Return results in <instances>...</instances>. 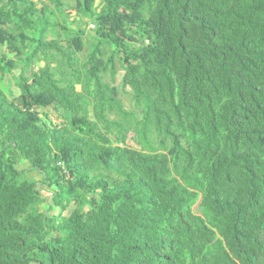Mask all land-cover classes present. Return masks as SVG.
I'll list each match as a JSON object with an SVG mask.
<instances>
[{"label":"trees","instance_id":"obj_1","mask_svg":"<svg viewBox=\"0 0 264 264\" xmlns=\"http://www.w3.org/2000/svg\"><path fill=\"white\" fill-rule=\"evenodd\" d=\"M6 1L0 264H264V0Z\"/></svg>","mask_w":264,"mask_h":264},{"label":"rangeland","instance_id":"obj_2","mask_svg":"<svg viewBox=\"0 0 264 264\" xmlns=\"http://www.w3.org/2000/svg\"><path fill=\"white\" fill-rule=\"evenodd\" d=\"M63 10H65L64 8H63ZM67 11L69 10V9H66ZM70 14L72 15V16H70ZM72 17V19L73 20H75L76 22V25L78 24H81V18H80V16H78L77 14H76V12H75V10H74V12L73 13H67V18H68V20H70V18ZM52 20H51V23L54 25V23L56 22V19H55V17H53L52 16ZM66 21L67 22V25H68V23L69 22H71V21H67L66 19H63V18H61L60 17V21ZM86 23H87V27H86V35L87 36H92L93 35V32H91V30L89 29V25H96L94 22H92V21H88V20H86L85 21ZM75 25V26H76ZM69 28L70 29H72V30H74L75 29V27L71 24L70 26H69ZM81 28L82 29H85V26H81ZM49 39H51V37L49 38ZM90 52V46L89 47H86V49H85V51L82 53V54H80V55H78L77 57L79 58V60H80V63H83L84 62V60H85V56L86 55H88V53ZM108 53H109V51H105L104 52V54L105 55H108ZM57 64L61 67V68H63L64 67V63H63V61L62 60H60V59H58V61H57ZM45 66V62H42V63H38L37 65H36V68H43ZM29 75H31V72L30 73H28V76ZM110 76H107L106 78H105V81L106 82H109V83H111V80H110V78H109ZM120 81H121V74L120 73H118V75L116 76V78H115V85H116V87L119 89V91H120V95H121V98H122V100H124V105H125V108H126V110L127 111H134V107H133V104H132V101H130V96H131V94H128V95H125L124 94V92H122L121 91V83H120ZM10 89L12 90V92H13V94H15L16 95V97L18 96V90H16L15 89V87H14V85H13V83H11V85H10ZM78 90H80V87H78ZM46 112H48V115L51 117V120L53 121V123H55L56 125H60V126H64L65 125V123L69 120V116L67 115V116H65L64 118H62V116H63V113L61 112V113H56V112H49V111H42V113H46ZM136 113L138 114V115H140V110H136ZM52 114V115H51ZM130 146H132V144L130 145ZM28 178L29 179H33V180H37V181H39V177L38 176H36L35 174H28ZM44 209V207H42V210Z\"/></svg>","mask_w":264,"mask_h":264},{"label":"crops","instance_id":"obj_3","mask_svg":"<svg viewBox=\"0 0 264 264\" xmlns=\"http://www.w3.org/2000/svg\"><path fill=\"white\" fill-rule=\"evenodd\" d=\"M31 2H33L34 4H36L37 9H41L42 7H44V5H48V2L46 0H29ZM79 0H62L63 4H64V16H67V13H73L76 6H77V2ZM0 7H3V9H5L6 11L9 9L8 6V1H3L0 4ZM51 7V6H50ZM66 9H69L68 11ZM53 10V9H52ZM56 14V11H54ZM72 16V15H71ZM72 17L70 18V21H72ZM5 30H9L12 31V25H9L8 27H2ZM6 58L7 60H14L15 58V54H10L9 51L7 50V44L5 43L4 45H0V59Z\"/></svg>","mask_w":264,"mask_h":264},{"label":"built area","instance_id":"obj_4","mask_svg":"<svg viewBox=\"0 0 264 264\" xmlns=\"http://www.w3.org/2000/svg\"><path fill=\"white\" fill-rule=\"evenodd\" d=\"M89 29H90V30H94V29H95V26H94V25H90V26H89Z\"/></svg>","mask_w":264,"mask_h":264}]
</instances>
